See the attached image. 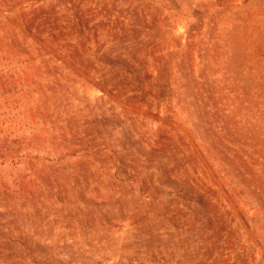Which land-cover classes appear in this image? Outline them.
<instances>
[{
    "label": "rangeland",
    "instance_id": "374dc122",
    "mask_svg": "<svg viewBox=\"0 0 264 264\" xmlns=\"http://www.w3.org/2000/svg\"><path fill=\"white\" fill-rule=\"evenodd\" d=\"M0 264H264V0H0Z\"/></svg>",
    "mask_w": 264,
    "mask_h": 264
}]
</instances>
